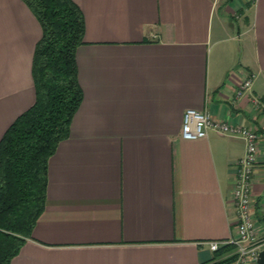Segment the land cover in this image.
Listing matches in <instances>:
<instances>
[{
    "label": "crops",
    "instance_id": "1",
    "mask_svg": "<svg viewBox=\"0 0 264 264\" xmlns=\"http://www.w3.org/2000/svg\"><path fill=\"white\" fill-rule=\"evenodd\" d=\"M82 100L48 160L44 209L10 264H232L239 136L181 137L187 108L264 134V0H74ZM41 25L0 0V139L35 100ZM253 74L248 93L241 80ZM264 232V137L253 179ZM254 264H259L258 261Z\"/></svg>",
    "mask_w": 264,
    "mask_h": 264
},
{
    "label": "trees",
    "instance_id": "2",
    "mask_svg": "<svg viewBox=\"0 0 264 264\" xmlns=\"http://www.w3.org/2000/svg\"><path fill=\"white\" fill-rule=\"evenodd\" d=\"M23 1L42 32L32 62L35 100L0 139V264H10L44 209L48 160L69 136L83 97L76 62L85 32L81 8L74 0ZM234 249L227 243L217 252Z\"/></svg>",
    "mask_w": 264,
    "mask_h": 264
},
{
    "label": "built area",
    "instance_id": "3",
    "mask_svg": "<svg viewBox=\"0 0 264 264\" xmlns=\"http://www.w3.org/2000/svg\"><path fill=\"white\" fill-rule=\"evenodd\" d=\"M252 79L253 74L247 73L236 90L237 97L249 92ZM250 99L257 110H264V102L259 97L251 94ZM210 131L241 137L245 142V151L237 162V174L232 189L237 216L236 237L224 241L212 240L208 244L212 250H217L221 245L231 243L235 246L232 264H254L259 252L264 250V232H260L261 229L253 218L252 194L259 144L264 134L245 124L214 118L208 110L187 108L184 111L180 132L182 138L206 137Z\"/></svg>",
    "mask_w": 264,
    "mask_h": 264
},
{
    "label": "water",
    "instance_id": "4",
    "mask_svg": "<svg viewBox=\"0 0 264 264\" xmlns=\"http://www.w3.org/2000/svg\"><path fill=\"white\" fill-rule=\"evenodd\" d=\"M257 261L259 264H264V250L259 252Z\"/></svg>",
    "mask_w": 264,
    "mask_h": 264
}]
</instances>
